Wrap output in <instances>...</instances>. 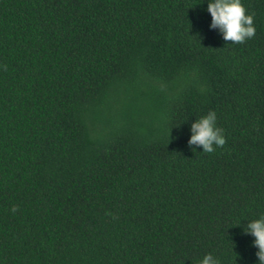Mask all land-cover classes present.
I'll use <instances>...</instances> for the list:
<instances>
[{
    "label": "trees",
    "instance_id": "trees-1",
    "mask_svg": "<svg viewBox=\"0 0 264 264\" xmlns=\"http://www.w3.org/2000/svg\"><path fill=\"white\" fill-rule=\"evenodd\" d=\"M242 3L231 43L202 0H0V264H256L264 0ZM210 109L225 144L192 150Z\"/></svg>",
    "mask_w": 264,
    "mask_h": 264
},
{
    "label": "clouds",
    "instance_id": "clouds-1",
    "mask_svg": "<svg viewBox=\"0 0 264 264\" xmlns=\"http://www.w3.org/2000/svg\"><path fill=\"white\" fill-rule=\"evenodd\" d=\"M206 2V11L210 13V29H216L224 41L231 43H244L251 39L256 32L254 18L247 13L242 0H202ZM190 136L187 144L202 146L204 153H212L225 144V134L222 127L217 124V113L210 109L206 114L194 119L190 125ZM11 211L15 212L13 206ZM243 233L251 235L252 246L257 249L255 252L258 258L256 264H264V214L249 220L243 225ZM197 264H221L220 259L213 253H205Z\"/></svg>",
    "mask_w": 264,
    "mask_h": 264
}]
</instances>
